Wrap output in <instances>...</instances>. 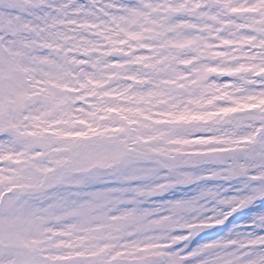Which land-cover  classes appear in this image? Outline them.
Wrapping results in <instances>:
<instances>
[{
    "label": "snow or ice",
    "instance_id": "1",
    "mask_svg": "<svg viewBox=\"0 0 264 264\" xmlns=\"http://www.w3.org/2000/svg\"><path fill=\"white\" fill-rule=\"evenodd\" d=\"M0 264H264V0H0Z\"/></svg>",
    "mask_w": 264,
    "mask_h": 264
},
{
    "label": "rangeland",
    "instance_id": "2",
    "mask_svg": "<svg viewBox=\"0 0 264 264\" xmlns=\"http://www.w3.org/2000/svg\"><path fill=\"white\" fill-rule=\"evenodd\" d=\"M237 222H239V221H237Z\"/></svg>",
    "mask_w": 264,
    "mask_h": 264
}]
</instances>
